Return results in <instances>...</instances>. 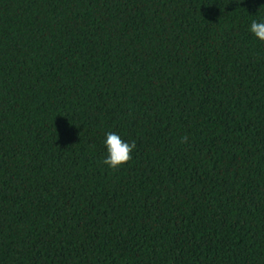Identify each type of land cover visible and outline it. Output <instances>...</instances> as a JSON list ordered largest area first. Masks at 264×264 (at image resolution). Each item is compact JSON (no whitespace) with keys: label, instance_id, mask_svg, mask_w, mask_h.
Listing matches in <instances>:
<instances>
[{"label":"trees","instance_id":"obj_1","mask_svg":"<svg viewBox=\"0 0 264 264\" xmlns=\"http://www.w3.org/2000/svg\"><path fill=\"white\" fill-rule=\"evenodd\" d=\"M264 0H0V264H264ZM136 147L116 170L105 133Z\"/></svg>","mask_w":264,"mask_h":264},{"label":"clouds","instance_id":"obj_2","mask_svg":"<svg viewBox=\"0 0 264 264\" xmlns=\"http://www.w3.org/2000/svg\"><path fill=\"white\" fill-rule=\"evenodd\" d=\"M249 31L260 42H264V19L253 20ZM106 155L102 163L109 169L116 170L126 164L130 159L136 145L134 142L124 140L118 133L107 132L103 141Z\"/></svg>","mask_w":264,"mask_h":264}]
</instances>
